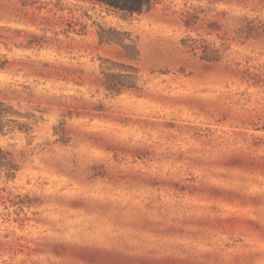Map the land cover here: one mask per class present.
Here are the masks:
<instances>
[{
    "label": "rangeland",
    "instance_id": "rangeland-1",
    "mask_svg": "<svg viewBox=\"0 0 264 264\" xmlns=\"http://www.w3.org/2000/svg\"><path fill=\"white\" fill-rule=\"evenodd\" d=\"M0 110V264H264V0H0Z\"/></svg>",
    "mask_w": 264,
    "mask_h": 264
},
{
    "label": "trees",
    "instance_id": "trees-1",
    "mask_svg": "<svg viewBox=\"0 0 264 264\" xmlns=\"http://www.w3.org/2000/svg\"><path fill=\"white\" fill-rule=\"evenodd\" d=\"M102 6H105V9L109 13L115 15H120L123 18L132 17L135 14H143L152 10L161 0H92ZM100 32L101 42H113L116 40L114 34L116 30L109 28L108 30L104 29L102 26ZM260 81H257L255 84H259ZM3 111L0 110V116Z\"/></svg>",
    "mask_w": 264,
    "mask_h": 264
}]
</instances>
